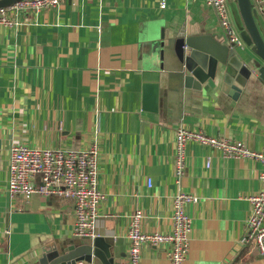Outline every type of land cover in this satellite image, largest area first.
Here are the masks:
<instances>
[{
	"label": "crops",
	"instance_id": "crops-1",
	"mask_svg": "<svg viewBox=\"0 0 264 264\" xmlns=\"http://www.w3.org/2000/svg\"><path fill=\"white\" fill-rule=\"evenodd\" d=\"M206 8L202 0H60L17 16L15 29L0 28V264H38L44 245L80 244L71 235L73 200L7 196L9 151L19 143L65 151L98 145V237L111 243L115 264L127 261L130 215L143 212L142 231L167 232L179 192L199 199L187 207L184 264H264L252 243L239 242L245 197L262 189L258 162L189 143L175 179L179 125L264 151L260 80L247 81L236 99L221 92L218 76L202 91L171 81L165 36L182 24L228 45ZM238 52L251 55L245 46ZM140 264H170L166 247L142 246Z\"/></svg>",
	"mask_w": 264,
	"mask_h": 264
},
{
	"label": "built area",
	"instance_id": "built-area-1",
	"mask_svg": "<svg viewBox=\"0 0 264 264\" xmlns=\"http://www.w3.org/2000/svg\"><path fill=\"white\" fill-rule=\"evenodd\" d=\"M258 13L264 16V0H251ZM60 0H19L0 8V28L15 29L17 16L22 13L37 14L59 5ZM211 7L219 27L231 49L242 50L243 43L230 24L228 2L236 0H202ZM161 8L165 7L161 3ZM14 18V19H13ZM189 143L219 151L225 158L253 160L260 164L258 180L262 189L245 197L249 204L246 219V233L239 239L240 244L252 243L264 259V151H253L242 141L218 138L202 131H191L179 125L175 130L173 149L176 182L182 177L185 167V147ZM100 149L96 143L79 150L35 149L23 143L14 144L9 151L8 179L5 192L10 200L20 196L29 200L34 195L49 198H65L74 202V225L71 235L77 239L98 237V211L104 195L97 188V174ZM209 161L206 162V168ZM146 186L151 187L150 179ZM198 197L179 192L172 199L170 229L167 232H145L140 229L144 219L142 211L130 215L127 231L129 241L126 263L140 264L141 247L164 245L170 264H184L189 251L192 219L187 207L196 206ZM76 264H94L80 261Z\"/></svg>",
	"mask_w": 264,
	"mask_h": 264
},
{
	"label": "water",
	"instance_id": "water-1",
	"mask_svg": "<svg viewBox=\"0 0 264 264\" xmlns=\"http://www.w3.org/2000/svg\"><path fill=\"white\" fill-rule=\"evenodd\" d=\"M17 1L0 0V8ZM235 5V26L241 31L237 29L251 55L240 54L211 34L201 33L197 24L186 22L172 37L165 36L164 42L171 81L178 88L208 90L218 76L221 77V92L236 99L251 78H257L264 84V23L251 0H236ZM150 89L148 87L146 91ZM156 90L154 86V96ZM40 251L38 264H76L80 261L115 264L112 245L103 237L88 239L78 245L52 243L44 245Z\"/></svg>",
	"mask_w": 264,
	"mask_h": 264
},
{
	"label": "rangeland",
	"instance_id": "rangeland-1",
	"mask_svg": "<svg viewBox=\"0 0 264 264\" xmlns=\"http://www.w3.org/2000/svg\"><path fill=\"white\" fill-rule=\"evenodd\" d=\"M231 4H233V5H231ZM228 12H229V16H230V24H231V26H232V28L235 30V32H236V34H237V36L239 37V39L241 40V42L243 43V45L246 47V44H245V41L243 40V37H241L240 36V33H239V28H238V26H237V29L239 30H237L236 29V7L234 6V3H231V2H228ZM207 7V6H206ZM231 8H232V11H231ZM210 13H212L213 14V16L215 15L214 14V11H213V9L211 8V7H207L206 8ZM234 18H235V20H234ZM213 19H214V21H215V23H216V25H217V27H219V23H218V20H217V18H216V16H214L213 17ZM219 29H220V27H219ZM221 30V29H220ZM222 32V31H221ZM241 32V31H240ZM223 33V32H222ZM224 35V34H223ZM244 35V34H243ZM169 48H170V46H169ZM170 54H171V51L169 52ZM87 240L88 239H75V241H74V243H79V242H82V241H86L87 242Z\"/></svg>",
	"mask_w": 264,
	"mask_h": 264
}]
</instances>
